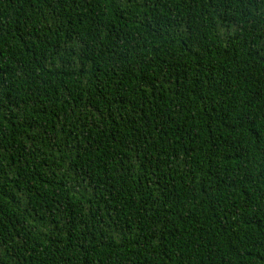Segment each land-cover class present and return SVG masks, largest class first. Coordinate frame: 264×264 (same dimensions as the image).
<instances>
[{
  "label": "trees",
  "instance_id": "trees-1",
  "mask_svg": "<svg viewBox=\"0 0 264 264\" xmlns=\"http://www.w3.org/2000/svg\"><path fill=\"white\" fill-rule=\"evenodd\" d=\"M0 264H264V0H0Z\"/></svg>",
  "mask_w": 264,
  "mask_h": 264
}]
</instances>
